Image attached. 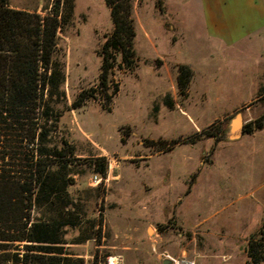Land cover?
I'll use <instances>...</instances> for the list:
<instances>
[{
  "label": "rangeland",
  "instance_id": "obj_1",
  "mask_svg": "<svg viewBox=\"0 0 264 264\" xmlns=\"http://www.w3.org/2000/svg\"><path fill=\"white\" fill-rule=\"evenodd\" d=\"M4 1L46 16L55 0ZM129 1L135 66L125 70L115 53L101 86L109 10L104 0H60L34 112L42 136L28 147L48 154L49 177L61 192L34 205L31 219L61 224L64 264H225L222 245L233 252L231 264H242L246 240L264 225V156L251 195L225 207L224 149L233 140L216 138L235 113L242 125L264 113L258 50L206 43L196 1ZM243 20L235 19L240 28ZM181 64L191 70L184 92L176 86ZM5 245L12 264L25 252L23 243Z\"/></svg>",
  "mask_w": 264,
  "mask_h": 264
},
{
  "label": "trees",
  "instance_id": "obj_2",
  "mask_svg": "<svg viewBox=\"0 0 264 264\" xmlns=\"http://www.w3.org/2000/svg\"><path fill=\"white\" fill-rule=\"evenodd\" d=\"M59 4L60 0H55L52 13L40 16L9 8L0 0V264H12L3 252L6 243L16 242L24 244L25 252L14 264H64L57 247L62 244L57 233L61 224L56 220H32L30 216L34 205L48 197L56 198L61 190L49 177L48 154L28 147L42 136L36 133L39 128L33 121L34 112L47 84L45 74L59 28ZM104 4L112 30L104 36L98 53L101 86L107 80L115 53L125 70L132 71L135 66L130 1L104 0ZM190 76L187 66L176 67L179 92H184ZM263 127L264 113L244 124L241 133L250 134ZM222 137L220 131L216 141ZM263 228L260 225L248 238L243 264L264 263Z\"/></svg>",
  "mask_w": 264,
  "mask_h": 264
},
{
  "label": "crops",
  "instance_id": "obj_3",
  "mask_svg": "<svg viewBox=\"0 0 264 264\" xmlns=\"http://www.w3.org/2000/svg\"><path fill=\"white\" fill-rule=\"evenodd\" d=\"M193 1L197 2L199 7L197 12L201 15L205 25L204 38L206 43L212 41V43L215 42L219 46L230 48L233 51L241 49L245 51L250 49V47H254L256 51L258 50V59L264 67V45L261 43L258 44L259 41L264 40V0ZM227 5L232 6L231 14L227 12ZM239 17H243L244 19L241 23L242 28L235 21ZM170 44L177 43L171 42ZM260 76L264 78V70ZM236 139L233 142L225 143L224 149L222 203L226 204L225 207H230L238 202L240 203L251 195L252 175L258 172V160L264 156V127L250 134L241 133ZM233 194H235L236 199H232ZM250 203L251 206L246 208L244 213L250 211L254 205V203ZM222 232L220 231V233ZM223 239H226V235L222 233L220 240ZM247 240L245 242L246 244ZM239 250H241V247H239ZM221 252L222 258L226 259L225 264H231L233 252L230 247L222 245ZM243 254L245 255L244 248ZM214 255L219 256V250ZM245 261L246 256L242 264Z\"/></svg>",
  "mask_w": 264,
  "mask_h": 264
},
{
  "label": "water",
  "instance_id": "obj_4",
  "mask_svg": "<svg viewBox=\"0 0 264 264\" xmlns=\"http://www.w3.org/2000/svg\"><path fill=\"white\" fill-rule=\"evenodd\" d=\"M242 127L241 116L240 113L237 112L229 121L227 130H225L223 136L225 135L226 140H235L238 138L239 134H241ZM163 264H171V262L163 261Z\"/></svg>",
  "mask_w": 264,
  "mask_h": 264
},
{
  "label": "built area",
  "instance_id": "obj_5",
  "mask_svg": "<svg viewBox=\"0 0 264 264\" xmlns=\"http://www.w3.org/2000/svg\"><path fill=\"white\" fill-rule=\"evenodd\" d=\"M99 181H100V180H99L97 177H93V179H92V181H91V182H92L93 184H95V185H96V184H98V183H99Z\"/></svg>",
  "mask_w": 264,
  "mask_h": 264
},
{
  "label": "bare ground",
  "instance_id": "obj_6",
  "mask_svg": "<svg viewBox=\"0 0 264 264\" xmlns=\"http://www.w3.org/2000/svg\"><path fill=\"white\" fill-rule=\"evenodd\" d=\"M108 261H109V264H114L113 258H110ZM176 264H180V263H176Z\"/></svg>",
  "mask_w": 264,
  "mask_h": 264
}]
</instances>
